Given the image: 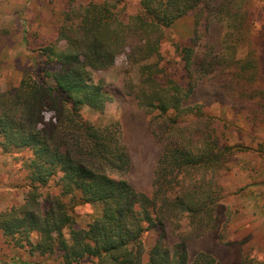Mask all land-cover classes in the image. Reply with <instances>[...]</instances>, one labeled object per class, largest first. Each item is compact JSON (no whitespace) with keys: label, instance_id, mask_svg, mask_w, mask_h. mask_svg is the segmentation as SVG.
Instances as JSON below:
<instances>
[{"label":"trees","instance_id":"16d2710c","mask_svg":"<svg viewBox=\"0 0 264 264\" xmlns=\"http://www.w3.org/2000/svg\"><path fill=\"white\" fill-rule=\"evenodd\" d=\"M74 1L53 12L56 38L39 48L38 66L0 91V150L16 158L25 153L27 179L24 201L0 214V236L13 249L62 264L87 258L93 264H221L207 254L191 261L185 241L169 248L165 228L178 217H187L198 235L216 228L224 198L218 178L240 150L208 106L191 102L196 89H221L238 113L264 119L257 14L246 0H140L129 14L125 0ZM188 16L193 36L172 44L182 71L177 79L162 44ZM120 56L137 68L138 81L128 75L127 91L153 115L161 148L152 195L128 180L132 158L120 123L94 126L82 114L84 107L105 110L111 98L94 73L112 68ZM59 175L61 193L45 194ZM75 201L99 208L86 228L75 227ZM155 232L157 241L148 245L147 235ZM241 264L264 263L246 258Z\"/></svg>","mask_w":264,"mask_h":264},{"label":"rangeland","instance_id":"374dc122","mask_svg":"<svg viewBox=\"0 0 264 264\" xmlns=\"http://www.w3.org/2000/svg\"><path fill=\"white\" fill-rule=\"evenodd\" d=\"M71 0H0V91L18 85L27 70L39 64V48L56 38V26L52 23L53 12L67 8ZM83 0H75L79 4ZM87 1V0H84ZM83 1V2H84ZM140 0H125L127 13L135 12ZM247 9L257 14L254 31L260 33L259 45L264 57V0H246ZM194 19L185 17L172 27L162 44L165 62H171V74L180 79L182 71L174 56L172 44L185 42L193 36ZM28 38V46L24 38ZM248 47L241 49L245 58ZM128 75L138 81L136 67H129L125 56L117 58L107 71L94 73L96 83L111 100L103 112L89 107L82 109L83 117L94 126H106L119 122L123 138L132 158V171L128 176L132 186L148 195L153 193L154 171L161 148L152 134V117L140 109L137 100L128 93ZM191 102L205 104L219 118V130L228 143L240 150L230 159L227 169L222 170L219 182L224 187V198L218 208V221L214 230L204 234L192 233L187 217L166 223L165 244L173 248L185 241L191 261L200 254L214 257L221 264H241L244 259L264 263V119L256 121L238 113L235 104L221 89L201 85ZM225 123V124H224ZM18 154L5 155L0 150V214L12 205H19L27 191L26 173L21 168ZM49 182L45 194L61 193L58 179ZM69 200V199H67ZM76 204V228H86L91 216L99 208L91 204ZM157 233L147 235V244L153 245ZM62 264L38 255L30 256L23 250L13 249L0 236V264ZM80 264H93L84 259Z\"/></svg>","mask_w":264,"mask_h":264}]
</instances>
